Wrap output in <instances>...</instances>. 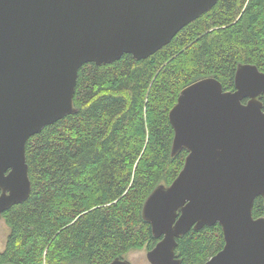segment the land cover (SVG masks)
Instances as JSON below:
<instances>
[{"label": "water", "instance_id": "95a60500", "mask_svg": "<svg viewBox=\"0 0 264 264\" xmlns=\"http://www.w3.org/2000/svg\"><path fill=\"white\" fill-rule=\"evenodd\" d=\"M219 0H0V219L32 192L27 144L77 112L81 68L147 59ZM264 72L239 64L235 90L214 78L185 87L169 113L172 156L188 151L143 218L159 242L151 264H182L178 239L219 224L224 248L205 264H264ZM109 264H132L116 258Z\"/></svg>", "mask_w": 264, "mask_h": 264}, {"label": "trees", "instance_id": "16d2710c", "mask_svg": "<svg viewBox=\"0 0 264 264\" xmlns=\"http://www.w3.org/2000/svg\"><path fill=\"white\" fill-rule=\"evenodd\" d=\"M239 64L264 72V0H219L147 59L84 65L77 112L28 141L32 192L3 214L9 235L0 264H109L153 249L159 240L144 204L173 183L188 155L172 156L169 113L200 79L234 91ZM253 214L264 217L262 197ZM177 241L182 264H205L225 245L219 224Z\"/></svg>", "mask_w": 264, "mask_h": 264}, {"label": "rangeland", "instance_id": "374dc122", "mask_svg": "<svg viewBox=\"0 0 264 264\" xmlns=\"http://www.w3.org/2000/svg\"><path fill=\"white\" fill-rule=\"evenodd\" d=\"M9 235V228L5 223V220L0 219V248H2ZM148 249L134 250L127 254L123 259L129 260L132 264H151L148 261L147 253Z\"/></svg>", "mask_w": 264, "mask_h": 264}]
</instances>
